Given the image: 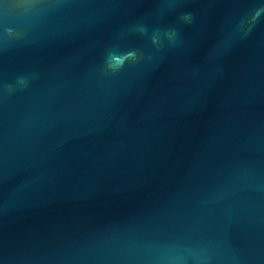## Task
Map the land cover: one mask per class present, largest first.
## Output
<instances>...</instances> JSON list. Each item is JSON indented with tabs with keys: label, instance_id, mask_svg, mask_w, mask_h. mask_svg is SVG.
<instances>
[{
	"label": "water",
	"instance_id": "95a60500",
	"mask_svg": "<svg viewBox=\"0 0 264 264\" xmlns=\"http://www.w3.org/2000/svg\"><path fill=\"white\" fill-rule=\"evenodd\" d=\"M0 264H264V0H0Z\"/></svg>",
	"mask_w": 264,
	"mask_h": 264
},
{
	"label": "clouds",
	"instance_id": "9594fccd",
	"mask_svg": "<svg viewBox=\"0 0 264 264\" xmlns=\"http://www.w3.org/2000/svg\"><path fill=\"white\" fill-rule=\"evenodd\" d=\"M119 55H122V54H119ZM108 64L110 68H112L113 70H116L123 65V62L118 59V54L113 53V54H110L108 58Z\"/></svg>",
	"mask_w": 264,
	"mask_h": 264
}]
</instances>
